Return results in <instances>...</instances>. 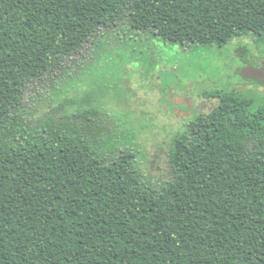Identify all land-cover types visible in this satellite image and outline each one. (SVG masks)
<instances>
[{
    "label": "trees",
    "instance_id": "16d2710c",
    "mask_svg": "<svg viewBox=\"0 0 264 264\" xmlns=\"http://www.w3.org/2000/svg\"><path fill=\"white\" fill-rule=\"evenodd\" d=\"M118 23L222 47L264 36V0H0V264H264V101L205 93L160 184L90 92L31 119L30 88Z\"/></svg>",
    "mask_w": 264,
    "mask_h": 264
},
{
    "label": "rangeland",
    "instance_id": "374dc122",
    "mask_svg": "<svg viewBox=\"0 0 264 264\" xmlns=\"http://www.w3.org/2000/svg\"><path fill=\"white\" fill-rule=\"evenodd\" d=\"M64 71L70 78L59 72L30 88L31 119L51 113L65 96L90 92L110 118L112 145L132 150L146 178L160 184L172 177L168 155L175 134L217 105L203 93L244 94L253 112L262 105L264 36L235 38L222 47L181 46L118 23L99 31ZM187 107L188 115L182 112Z\"/></svg>",
    "mask_w": 264,
    "mask_h": 264
},
{
    "label": "flooded vegetation",
    "instance_id": "af4514ba",
    "mask_svg": "<svg viewBox=\"0 0 264 264\" xmlns=\"http://www.w3.org/2000/svg\"><path fill=\"white\" fill-rule=\"evenodd\" d=\"M202 96L206 97L205 93H203ZM208 98H210V97H208ZM212 99H213V98H212ZM215 100H216V99H215ZM183 101H185V100H183ZM186 102H187V101H186ZM182 112H184V113H186V114L188 115V113H189L190 111H188V107H187L186 111H182ZM186 117H187V116H184V117L182 116V117H181V115H175V118H176V119L180 118L181 120H182V119H185ZM183 125H184V124H183Z\"/></svg>",
    "mask_w": 264,
    "mask_h": 264
}]
</instances>
